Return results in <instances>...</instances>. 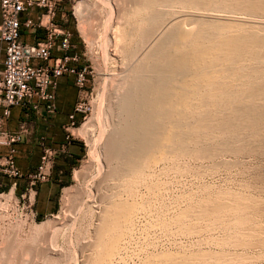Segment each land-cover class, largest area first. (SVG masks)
I'll list each match as a JSON object with an SVG mask.
<instances>
[{"label":"rangeland","instance_id":"obj_1","mask_svg":"<svg viewBox=\"0 0 264 264\" xmlns=\"http://www.w3.org/2000/svg\"><path fill=\"white\" fill-rule=\"evenodd\" d=\"M130 1L131 0H66L62 4L68 12L67 25L73 33L74 44L77 47L76 51L81 57L80 65L81 67L88 66L87 71L90 72L87 86L88 95L83 101L85 113L80 116L78 125L75 129L78 130L82 128L85 123L86 124L85 127L82 128L83 132L81 130L82 134L77 133V135H74V142L79 147V160L70 163H66V161L56 162L52 173L53 181L56 180L54 174L58 170V167H63L65 170L61 175V181L55 183L52 189V209L49 216H38L40 220L37 219L36 223L24 226L17 221L18 218L11 209L8 208L3 210L1 208L0 264H10V258L13 259L14 257L20 256L21 264H83V258L86 257L85 255L89 254L90 249L92 250V248H89L91 245V239H89L91 235H89V233H92L94 224L96 223L94 219H96L98 212L103 209L102 207H104V204H107L113 193H117V195L122 194L120 193L122 192L121 183L120 185L118 183L122 179H116L114 176L112 178L108 172H106V175L103 173L108 164L106 159H104L106 157H104V145L107 140L106 137L112 132V126L118 123L115 120L119 121V116L116 115L118 114L116 113L117 106H115L117 102H114L116 99L119 100L121 97L120 95L124 92V87L125 90L127 89L130 79L128 78V72L135 69L138 64L135 62L137 56L141 57L142 53V48L138 46V43H135L139 34L136 33L134 36L132 35L130 40H128V34L132 32L133 28L130 27V25L132 24V26H135L138 22H141L147 14L142 12L144 16L138 13L135 17L134 9H132L133 7L123 4L124 2L129 4ZM254 1H257L258 5L264 3V0ZM131 3L132 2H130L129 5H132ZM122 5L124 9V6L127 7L126 11L122 9ZM116 6H118L117 8L119 9H117ZM119 6L121 10L124 11L123 13L120 12V16L117 17L116 14L119 15V13H117L119 11L116 12V10H120ZM80 8L82 10L79 13ZM162 8H165L167 12L171 9L169 11L170 13H168L170 16L168 15V17H172V14L175 15L179 11H183V8L179 5H171L169 8L164 6ZM165 9L162 10L166 12ZM184 9L185 11H190V9ZM173 11H177V13H173ZM235 12L228 13L226 11H221V14L220 12H217V14H225V16L231 15V17L234 18L248 17L247 15L245 16L244 12ZM210 13L215 14L216 12ZM109 15L113 16L111 17ZM127 15H129V17ZM261 16H263V14L257 11L256 14H253L251 17L249 16V19L251 21H257L258 17ZM131 17H133V19ZM140 17L141 21L139 20ZM115 18H120V22H117ZM122 18L125 22H121ZM115 22L119 27L122 26V24L124 25L119 28ZM138 27L139 29L142 28L139 25ZM117 29H122L119 30V32L122 31L120 35H117ZM111 33L116 34L115 37L112 36ZM126 36L128 39H126ZM117 38L119 43L115 40ZM123 40L126 45L124 42H121ZM126 40L128 42H126ZM122 43L125 45V49L122 47ZM119 44H122L121 47ZM136 46H138V51L136 50ZM119 48L121 54L118 53ZM132 48L135 50L131 55L129 49ZM121 50L124 53H122ZM134 52L138 55H133ZM115 53L118 55H115ZM140 57L138 58L140 59ZM130 58L132 60H130ZM139 59L137 61H139ZM129 67L130 70H128ZM122 68H124V70ZM253 71L254 74H252ZM123 72L125 74H123ZM262 72H264V68H260L256 64L249 66L248 74L254 77L257 76L260 85H263L259 91H254L252 94L249 89L246 90L243 92V98L240 102L232 107L219 105L212 107L218 115H222L224 111L233 112L234 114L239 111L240 114L244 116L246 112H253L256 115L262 114L263 117L260 118V122L256 127H251L244 122V126L238 130L227 128L209 135L207 134L203 137V142H201L199 146H195L193 143L190 144L191 151H193L192 154H181L175 156V158L170 157L169 160L167 158V161L164 159V161L158 162V164L153 166L154 168L152 167L154 171H151V169L148 171L151 175L153 174L152 176L146 172L147 177H145L148 179L145 178L141 182L142 184L138 185L136 188L138 190H136V197H133L135 202L137 200V204L142 202L140 206L145 209L142 208V210L138 205L139 209L137 212L140 214L137 213L139 217L136 216L137 221L134 225L136 226L134 227L135 231H133L132 237L127 239L123 248L119 250L120 252L118 251L117 255L120 257L116 256L113 264H143L148 259H155V257L158 256L157 254L164 256L165 254L163 253H171L180 258L184 256L182 259L187 257H194L191 259H196L195 257L197 255H201L198 257L200 259L202 255H204L206 261H210L209 264H219V262L220 264H264V246L245 237L246 233L253 232L256 234L258 233L257 235L262 237V240L264 239V75H262ZM126 74L128 76L127 79ZM119 75H121V77ZM122 76L125 79H123ZM241 80H243V82L247 81L246 78H242ZM119 81H121L120 86V83L118 84ZM122 82L128 83L127 86L125 83V85L122 84ZM252 84L256 85V83ZM252 84H250V86H252ZM69 87L74 88L73 84ZM117 87L123 92L121 90L119 91V89L117 90ZM255 87L253 89H256ZM114 90V93L116 94L118 91L119 95L112 93ZM114 96L117 98L114 99ZM111 106L113 110H111ZM219 110L221 114L218 113ZM112 113L115 116H112ZM115 117H117V119ZM236 135L239 137L234 138ZM242 137L246 138L243 139ZM220 142L225 143L221 144ZM103 143L104 145H102ZM200 146L205 147L204 149L206 151L203 147L202 151ZM196 149H199V152H197ZM208 149H211V152ZM0 152H4V149H0ZM200 152L201 154H198ZM193 153H195V155ZM62 162L64 164H62ZM110 166L108 167L110 168ZM108 167L107 169L109 170ZM76 170L79 171L81 178L73 179V173ZM108 174L110 177L107 178ZM51 179L49 182L40 184L37 187L38 193L40 191L39 197L38 195L36 196L35 207L38 214L41 213L45 207L44 188L48 187L50 182H52ZM98 181H100V183ZM113 181L116 182L113 183ZM111 183L112 185L115 184L113 188ZM116 183L119 186H117ZM96 188L97 190L101 189L100 193L98 191L96 192ZM106 188L108 189L106 190ZM109 188L112 190H109ZM65 189H69L70 191L68 197L64 196ZM103 189L105 192H102ZM118 189L120 192L117 191ZM138 193L143 196H139L140 194ZM102 194L104 196L107 195V197H103L105 200H103ZM98 196L102 199L100 198L99 200ZM121 196H124V193ZM90 197H92V200ZM225 198H232L235 200L248 199L249 201L253 200V202L257 203L262 202L261 205L263 206L259 207L257 209L258 211H256L258 219L256 218V221L248 224L232 225L229 224V222L225 224L215 223L214 219L197 220L196 218L193 219V217H190L197 214V209L200 204L212 205L215 200L224 201ZM80 199H82L84 203L82 200L80 202ZM140 199L142 200L140 201ZM90 200L92 201L91 205ZM148 200L149 202H147ZM86 204H88V206ZM92 204L95 209L91 207ZM140 209L143 212H141ZM185 211L190 215L189 217L191 219L186 218L187 220L185 221L195 225L191 233H186V231L182 230L179 227V222L176 223L177 221L175 220L180 213ZM83 213L86 214L84 215ZM88 213H90L89 216ZM83 215L85 218L82 217ZM49 220H52V223L50 222L51 227L44 224ZM35 224H40L41 226L38 227ZM241 239L242 241H244L243 239H245V241L247 239L251 244L241 243ZM86 243L87 245L89 243V245L87 246ZM86 247L88 250L85 249ZM42 248L44 250H42ZM46 249H50V253H48ZM80 251H82L83 256L80 254ZM228 258L233 259V261H231V263L226 261ZM25 259L28 260L25 262ZM206 264H208V262Z\"/></svg>","mask_w":264,"mask_h":264},{"label":"bare ground","instance_id":"obj_2","mask_svg":"<svg viewBox=\"0 0 264 264\" xmlns=\"http://www.w3.org/2000/svg\"><path fill=\"white\" fill-rule=\"evenodd\" d=\"M130 2H132V5H129ZM130 2L129 4L126 2L123 4L133 7L132 9H134L135 17L138 13H141V16L143 15L142 12L147 14L145 18L143 17L144 19L142 21L140 17L139 20L141 22H138L135 26H132V24L129 23L131 24L130 27L133 28L132 32L128 34L129 39L126 36V39L130 40L132 35L134 36L136 33L139 34V37L137 39L135 38L137 40V42L135 40V43H138V46L142 48V51L139 50L142 53L141 57L137 56V60L139 59L138 57H140L139 61L134 58L136 60L135 62L138 64L137 66L135 64L136 67L134 70H132V68V71L128 72L129 77L126 74V79L127 77L130 78L128 81L129 84L127 83V89L125 90L124 87L123 92L117 87V90L119 89V91L121 90L123 92V94L120 93L122 95H120L121 97L119 96V100H117V97L114 96V99H116L114 103L117 102V105H115L117 106V109H115L117 110L116 113H118L115 114L119 116V121L115 120L118 123L115 126H112V132L108 137H106L107 140L105 141V145L104 143L102 144L105 146L104 157H106L104 159H106V162H108L109 165L107 163L105 164H107V167L111 164L110 168L108 167L109 170L106 167L107 171L105 170L103 173L106 175V172H108L112 178L114 176L116 179H122L118 182L119 185L121 183L122 192H120L119 189L117 191L122 194L124 193V196H121L122 194L117 195V193H113L116 195L112 194L109 201L106 199L108 201L106 205L103 203V209L98 212L96 219H94L96 220V223L94 224L92 233H89V235H91V238L89 237V239H91V245L89 248H92V250L90 249V252L88 251L89 254L85 255L86 257L83 258V264H113L114 259L118 256V251L123 248L127 239L129 237L131 238L133 231H135L134 227L136 226L134 225L137 221V213H139L137 211L139 206L142 205V202L137 204V200L136 202L134 201L133 197H136V192L138 191L136 188L139 184H142L141 182L147 177L146 172L150 169L151 171H154L152 170V167L155 166V164H158L160 161H164V159L167 161V158L169 160L170 157L175 158L177 155H186L188 153L192 154L193 151H191L190 144L193 143V145L199 146L200 143L203 142V137L207 134L209 135L213 132L215 133L216 131L227 128H234L238 130L244 126V122L251 127H256V125L260 122V118L263 117L262 114L256 115L253 112H246V115L244 116L241 115L239 111L235 114L233 112L230 113L224 111L222 116L218 115L212 107L215 105L232 107L233 105L238 104L243 98V92L249 89L253 94L254 91H259L263 86L260 85V81L257 76L254 77L251 75V77L248 74V69L252 64H256L260 68H264V3L258 5V2L254 0H131ZM171 5H179L183 8V11H179L178 13L175 11L177 14H172V17H168V13H170L169 11L171 9L167 12V10L162 7L165 6L169 8ZM117 7L118 6H116V8ZM121 7L124 9L123 5ZM121 7L120 10H116V12L119 11L117 12L119 15L116 14L117 17L120 16V12L123 13V11H126L127 9V7L124 6L125 9L122 11ZM161 8L163 10L165 9L166 12ZM184 8L190 9V11H185ZM81 10L82 9L80 8L79 13ZM221 11H226L228 13H233L235 11L244 12L245 16L247 15L248 17L234 18L231 17V15L225 16L223 13V15H220ZM257 11L263 14V16L258 17L257 21H251L249 16L251 17L253 14H256ZM175 12L173 11V13ZM210 12L216 13L212 14ZM217 12H220V14H217ZM127 16L129 17V15ZM131 18L133 19V17ZM119 19L120 18L117 19V22H120ZM122 21L125 22L123 18L121 19V22ZM123 25L124 24L120 27H123ZM138 25L143 29H139ZM117 26L119 27V25ZM118 32L117 35H120V32L122 31H120L119 34ZM126 32L128 33V30ZM111 35L115 37L116 34L111 33ZM115 40L117 41L118 38ZM121 42H124L125 44L124 40ZM126 42L128 41L126 40ZM124 44L122 46L123 48L126 45ZM121 45L119 44L120 47ZM138 46H136V50ZM134 50V48L129 49L131 55ZM118 53L121 54L120 48ZM134 54L136 53L134 52L133 55ZM115 55L118 54L115 53ZM130 60L132 59L130 58ZM130 67L128 70H130ZM122 69L124 70V68ZM123 74L125 73L123 72ZM252 74H254V71ZM262 75H264V72H262ZM119 76L121 77V75ZM242 78H246L247 81L243 82V80H241ZM123 79L125 78L123 77ZM124 83L122 82V84ZM252 83H256V85H253ZM118 84L120 86L121 81H119ZM250 84H252V86H250ZM254 87L256 89H253ZM114 92L115 90L112 93ZM116 94L119 95V92L117 91ZM112 106L111 110H113ZM218 113L221 114V111L219 110ZM112 116L115 115L113 114ZM117 117L115 118L117 119ZM85 124L83 127H85ZM82 128H79L78 130L73 129V135H77V133L82 134ZM238 137L236 135L234 138ZM204 148L205 147H203V149ZM196 150L199 152V149ZM201 152L198 154H201ZM193 154L195 155V153ZM109 174L107 178L110 177ZM149 174L151 175V173ZM79 177L80 173L76 170L73 173V179H78ZM98 182L100 183V181ZM115 182L113 181V183ZM113 185L115 186V184ZM97 188L96 192L98 191L100 193L101 189L97 190ZM107 189L108 188H106V190ZM110 189L111 188H109V190ZM69 193V189L64 190V196L68 197ZM139 196L143 195L140 194ZM10 197L14 198L12 193L1 196V199L5 198L6 202H0V210L5 207V204L9 201ZM98 197L100 200L101 197ZM103 197H107V195H103L102 198ZM90 198L92 200V197ZM81 200L82 199H80V202ZM91 200L90 205L92 202ZM103 200H105V198H103ZM141 200L142 199H140V201ZM147 202H149V200ZM261 203L253 202V200L249 201L248 199L235 200L232 198H225L224 201L215 200L212 205L200 204L195 216H190L185 211L180 213L175 220L177 221L176 223L179 222V227L186 231V233L193 232L195 228L194 224H190L185 221L188 218L190 219V217H193V219L196 218L197 220L214 219L215 223L221 224L229 222V224L232 225H243L256 221V218L258 217L256 211H258L257 209L259 207L263 206ZM86 205L88 206V204ZM91 207H94L93 204ZM142 210L141 212H143ZM90 213H88V216ZM83 214L85 215L86 213ZM84 215L82 217H84ZM50 222L52 223V220H49L44 224L50 226ZM35 225L38 227L41 226L40 224ZM257 234L249 232L245 234V237L264 246V239L262 240V237H259ZM247 239L246 241L245 239H243L244 241L241 239V243L251 244L247 241ZM85 249H87V247ZM42 250L44 249L42 248ZM49 250L48 253H50ZM80 252L82 255V251ZM163 254L165 255L162 256L160 254L161 257L159 254H157L158 256L156 257L152 255L155 259H146L147 261L144 260L145 262L142 263H210V261H206L204 255H202L200 259L198 257L201 255H197L195 257L196 259H191L194 257L182 259L184 256H181L182 258H180L171 253H167L168 255L166 253ZM26 260L28 259H25V262ZM226 261L231 263L233 259L228 258ZM9 262H11L10 264H21V256L14 257L13 259L10 258Z\"/></svg>","mask_w":264,"mask_h":264},{"label":"built area","instance_id":"obj_3","mask_svg":"<svg viewBox=\"0 0 264 264\" xmlns=\"http://www.w3.org/2000/svg\"><path fill=\"white\" fill-rule=\"evenodd\" d=\"M66 0H0V44L3 59L0 62V179L11 181L9 188L0 193L10 194L3 209H11L18 222L24 226L36 223L37 187L50 181L57 159H70V147L75 141L72 130L78 125L77 116L85 113L83 101L88 95V66L77 67L81 57L75 51L72 42L73 33L57 24L55 18ZM38 9L35 21H22V14ZM21 27L42 29L44 37L35 44L21 41ZM75 52V53H74ZM55 53L61 56H55ZM70 64H73L72 66ZM63 76H72L76 89V101L68 121L63 126L64 141L56 147L39 142L41 154L36 167L22 172L17 165V146L31 134L26 122H20L15 131L3 129V121L10 116L12 108L32 111L36 115L56 113L55 91L58 80ZM23 188L16 193L18 182ZM49 216V215H48ZM47 217V216H44Z\"/></svg>","mask_w":264,"mask_h":264},{"label":"crops","instance_id":"obj_4","mask_svg":"<svg viewBox=\"0 0 264 264\" xmlns=\"http://www.w3.org/2000/svg\"><path fill=\"white\" fill-rule=\"evenodd\" d=\"M40 11L38 9H32L22 14V21L26 19H31L35 21ZM67 17L68 12L61 5L59 12L55 18L57 24L61 25L63 28L70 30L67 25ZM44 37L42 29H34V28H24L21 27V41L24 44H35L38 41L42 40ZM74 43V40L72 39ZM77 53V51H75ZM74 52V53H75ZM78 54V53H77ZM55 56H61L59 53H55ZM3 59L2 46L0 44V62ZM71 66L73 64H70ZM77 67H81L80 64L76 65ZM71 84L74 86V79L72 76H63L59 78L57 89L55 91V99H56V113L53 115H36L32 111H22L19 108H12L10 116L7 120L3 121V129L8 131H15L18 124L20 122H26L30 129L31 134L27 136L25 141L17 146L18 154H17V165L20 170L24 173L33 170L39 162V157L41 154V149L39 142L41 139H44L47 145L51 147H56L60 143L64 141L65 133L63 131V126L68 121V115L72 112L73 106L76 101V89L69 87ZM2 115V109L0 108V117ZM80 116H77L79 120ZM70 152L72 153V157L70 159L59 158L56 162L66 161V163H70L73 161L79 160V147L73 142L70 147ZM56 164V163H55ZM62 164H64L62 162ZM65 169L63 167H58V170L54 174L56 178L48 185V187L44 188V197H45V207L41 213L38 215L44 217L50 215L51 213V204H52V189L55 186V183H59L61 180V175ZM11 184L10 180L0 179V193L6 191ZM23 188V184L21 181L18 182V186L16 188V193L20 194ZM43 189V188H41ZM40 189V190H41ZM40 193V191H39ZM39 193L37 194L39 197ZM37 211V209H36ZM38 213V212H37Z\"/></svg>","mask_w":264,"mask_h":264},{"label":"trees","instance_id":"obj_5","mask_svg":"<svg viewBox=\"0 0 264 264\" xmlns=\"http://www.w3.org/2000/svg\"><path fill=\"white\" fill-rule=\"evenodd\" d=\"M39 217H42V216H40V215H39ZM39 217H38V220H40V218H39Z\"/></svg>","mask_w":264,"mask_h":264}]
</instances>
